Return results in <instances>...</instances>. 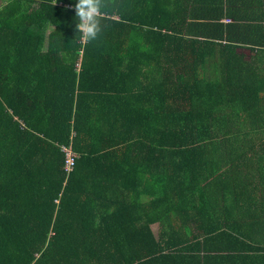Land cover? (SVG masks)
<instances>
[{"label": "trees", "instance_id": "trees-1", "mask_svg": "<svg viewBox=\"0 0 264 264\" xmlns=\"http://www.w3.org/2000/svg\"><path fill=\"white\" fill-rule=\"evenodd\" d=\"M199 1L114 0L81 45L78 0H1L0 264H142L157 210L178 248L264 210L262 27Z\"/></svg>", "mask_w": 264, "mask_h": 264}, {"label": "crops", "instance_id": "crops-1", "mask_svg": "<svg viewBox=\"0 0 264 264\" xmlns=\"http://www.w3.org/2000/svg\"><path fill=\"white\" fill-rule=\"evenodd\" d=\"M199 3L204 12H209V16L215 19L207 20L209 22L219 21L225 25L245 24L249 21L238 22L240 16L245 13L252 15L255 20L250 23L262 27L259 36L255 35L254 39L262 42L255 47V52L246 49L238 50V54H242L247 62L257 55L264 59V0H201ZM221 15L224 17L218 19ZM258 18L260 20L256 22ZM261 68L264 70V63ZM261 213H263L261 216H254ZM156 216H171L172 219H158L150 224L149 230L153 232L155 240L150 239L147 234L148 229L143 223L142 264H264V210L262 209H253L251 212L242 209L211 212L204 226L206 229L215 228L216 232L188 242L179 248L177 246L180 241L176 237L179 229L181 232L187 230V227L182 225L185 219L177 218L179 215L174 210H157ZM225 216L232 217L231 221H225ZM155 241L159 243L156 248ZM149 247L158 249L157 254L146 258Z\"/></svg>", "mask_w": 264, "mask_h": 264}, {"label": "clouds", "instance_id": "clouds-1", "mask_svg": "<svg viewBox=\"0 0 264 264\" xmlns=\"http://www.w3.org/2000/svg\"><path fill=\"white\" fill-rule=\"evenodd\" d=\"M57 0H51L55 7ZM115 7L114 0H78L75 5V13L78 23L76 29L79 32L81 45L96 41L104 31L105 17L109 10ZM55 30V26H53Z\"/></svg>", "mask_w": 264, "mask_h": 264}, {"label": "built area", "instance_id": "built-area-1", "mask_svg": "<svg viewBox=\"0 0 264 264\" xmlns=\"http://www.w3.org/2000/svg\"><path fill=\"white\" fill-rule=\"evenodd\" d=\"M64 151L67 153V161H66L65 169L67 172H70L75 164L74 162L75 155H73L69 149H64Z\"/></svg>", "mask_w": 264, "mask_h": 264}, {"label": "rangeland", "instance_id": "rangeland-1", "mask_svg": "<svg viewBox=\"0 0 264 264\" xmlns=\"http://www.w3.org/2000/svg\"><path fill=\"white\" fill-rule=\"evenodd\" d=\"M0 3H1V0H0Z\"/></svg>", "mask_w": 264, "mask_h": 264}]
</instances>
